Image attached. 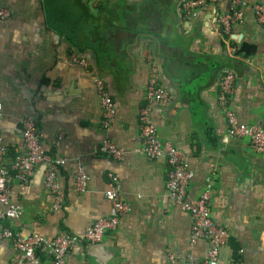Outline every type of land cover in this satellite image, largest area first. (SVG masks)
Segmentation results:
<instances>
[{
    "label": "crops",
    "instance_id": "obj_1",
    "mask_svg": "<svg viewBox=\"0 0 264 264\" xmlns=\"http://www.w3.org/2000/svg\"><path fill=\"white\" fill-rule=\"evenodd\" d=\"M183 1L0 0L12 13L0 22V128L8 160L23 151L26 119L35 121L48 157L66 158L58 172L62 207L53 209L41 164L26 183L10 181L11 199L23 213L0 225L48 238L78 237L111 214L105 191L114 172L130 211L102 243H79L67 264H180L205 256L204 242L189 241V215L167 194L166 160L136 153L150 55L160 85L172 96L169 106L152 110L159 140L186 154L193 174L190 198L199 197L206 178L212 179V219L230 231L219 264H264V153L246 138L227 137L217 104L218 75L231 70L236 81L229 109L242 123L264 124V27L247 7L243 24L226 36L217 21L228 9L226 0L199 8L195 17L184 15ZM243 44L254 52L246 56ZM72 55L86 58L88 69L67 64ZM90 72L109 85L116 104L107 131ZM104 137L127 152L123 161L98 152ZM78 166L89 178L84 193L73 187ZM18 258L11 242L0 240V264H20Z\"/></svg>",
    "mask_w": 264,
    "mask_h": 264
},
{
    "label": "built area",
    "instance_id": "obj_2",
    "mask_svg": "<svg viewBox=\"0 0 264 264\" xmlns=\"http://www.w3.org/2000/svg\"><path fill=\"white\" fill-rule=\"evenodd\" d=\"M219 0H185L182 2V12L187 17L196 16L197 10L202 7L215 4ZM228 9L218 15V23L226 36L231 35L232 28L236 24H243L245 8H250L255 22L264 27L263 3L248 4L244 0H226ZM12 13L6 8L0 7V22L11 19ZM150 74L146 82L145 105L138 114L141 148L136 151L144 155L147 160L155 161L165 159L168 164L165 188L173 205L181 208L190 217L189 241L195 243L202 241L206 245L205 256L202 259L188 257L180 264H219L221 250L228 244L230 231L223 225H216L211 215V196L213 182L206 178V186L197 198H190L188 188L193 180V174L185 160V153L173 147L170 143L159 141L158 132L151 121L153 107H167L172 103V96L159 83L158 68L152 56L147 57ZM67 64H78L88 69L86 58L72 55L66 61ZM94 82V89L99 99L101 113L100 125L103 130L108 129L116 117V104L112 98L109 85L102 77L90 72ZM217 104L222 111L226 123V133L229 138H246L250 147L255 151L264 153V124L249 125L240 122L229 109V99L233 93L235 73L231 70H223L218 75ZM1 109V106H0ZM23 151L15 155L11 160L7 157V148L2 141L0 128V222L5 220L17 221L23 213L22 206L11 199L9 183L12 179L26 183L34 171L41 165L46 166V174L43 186L54 196L53 209L62 207L59 195L58 168L65 164L64 157H48L45 148L38 138V129L34 120L22 121ZM98 152L108 155L117 161H122L126 153L119 149L110 139L104 137L98 146ZM110 188L105 191V197L112 205V212L108 217L99 219L93 226L88 227L82 235L75 237L66 233L53 238L22 231H14L11 227L0 225V240L9 241L13 249L18 253V263L43 264L41 255L48 257L51 264H67L70 252L82 241L97 245L103 242L106 234L116 231L120 218L130 211V205L125 201L121 190L119 177L110 173L108 175ZM88 174L83 166L76 168L73 187L79 193H84L88 187ZM174 263L173 255L169 256ZM239 259L231 260V264H237Z\"/></svg>",
    "mask_w": 264,
    "mask_h": 264
},
{
    "label": "rangeland",
    "instance_id": "obj_3",
    "mask_svg": "<svg viewBox=\"0 0 264 264\" xmlns=\"http://www.w3.org/2000/svg\"><path fill=\"white\" fill-rule=\"evenodd\" d=\"M185 1V0H184ZM193 17H195V16H193ZM76 56V55H75ZM154 60V59H153ZM155 61V60H154ZM235 81H236V75H235ZM235 81H234V87H235ZM233 93H234V88H233ZM233 93L231 94V96L233 95ZM217 97H218V95H217ZM113 98V97H112ZM231 98V97H230ZM229 102H230V99H229ZM228 105H229V103H228ZM142 108V107H141ZM141 108H140V110H141ZM152 121V120H151ZM153 123V122H152ZM154 124V123H153ZM155 125V124H154ZM250 125V124H249ZM251 125H256V124H251ZM155 127H156V129H157V126L155 125ZM109 128H111V126L110 127H108V129ZM108 129H106V131L108 130ZM140 130V129H139ZM157 132H158V130H157ZM159 138V137H158ZM160 141V140H159ZM140 142H141V140H140ZM161 142V141H160ZM114 143V142H113ZM115 144V143H114ZM116 145V144H115ZM117 146V145H116ZM117 147H119V146H117ZM140 148H141V146H140ZM139 148V149H140ZM119 149H121V148H119ZM138 149V150H139ZM121 150H123V149H121ZM125 153H126V155H127V152L125 151V150H123ZM179 151H181V150H179ZM182 152V151H181ZM184 153V152H183ZM126 155H125V157H126ZM106 156H108V155H106ZM109 157V156H108ZM125 157H124V159H125ZM123 159V160H124ZM162 159V158H161ZM113 160H115V159H113ZM122 160V161H123ZM185 160L187 161V157H186V154H185ZM115 161H117V160H115ZM188 163V162H187ZM189 165V164H188ZM190 168V167H189ZM191 170V169H190ZM110 173H112V174H114V175H116L114 172H109L108 173V175L110 174ZM117 176V175H116ZM208 178V177H207ZM204 189H205V187H204ZM168 194V193H167Z\"/></svg>",
    "mask_w": 264,
    "mask_h": 264
},
{
    "label": "trees",
    "instance_id": "obj_4",
    "mask_svg": "<svg viewBox=\"0 0 264 264\" xmlns=\"http://www.w3.org/2000/svg\"><path fill=\"white\" fill-rule=\"evenodd\" d=\"M241 51H243L244 54L246 56H248V55H251L254 52V48L249 46V45H247V44H243V47L241 48ZM59 169L60 168H58V172H59Z\"/></svg>",
    "mask_w": 264,
    "mask_h": 264
}]
</instances>
